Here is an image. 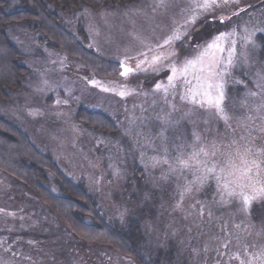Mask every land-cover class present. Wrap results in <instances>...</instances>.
I'll return each mask as SVG.
<instances>
[{
    "label": "rangeland",
    "instance_id": "1",
    "mask_svg": "<svg viewBox=\"0 0 264 264\" xmlns=\"http://www.w3.org/2000/svg\"><path fill=\"white\" fill-rule=\"evenodd\" d=\"M196 3L165 0L160 7L158 0H129L60 13L70 43L65 48H79L76 41L95 62L84 61L81 49H52L23 24L8 25V38L28 72L22 89L0 100V117L26 133L66 178L84 182L106 219L125 225L143 215L146 245L167 255L161 257L176 264H264V199L245 208L223 186L234 179L228 175L233 167H244L245 149L249 161L264 160V0H220L209 11ZM194 14L195 23H186ZM232 31L234 36L213 41L225 49L236 42L234 64L223 69L228 73L224 112L182 99L189 87L198 89L195 76L202 68L214 59L227 60V50L207 48L206 42ZM176 33H184L183 46L156 47ZM154 54L169 56L163 72L135 71ZM188 59L195 66L181 77ZM121 62L133 73L122 76ZM173 66L177 72L169 84ZM157 83L163 86L159 90ZM90 112L103 115L105 128H95L90 120L98 118ZM206 174L201 183L198 178ZM251 175L264 180V166ZM54 182L49 173V188L59 195ZM0 264L136 263L111 246L78 236L49 205L0 170Z\"/></svg>",
    "mask_w": 264,
    "mask_h": 264
},
{
    "label": "trees",
    "instance_id": "2",
    "mask_svg": "<svg viewBox=\"0 0 264 264\" xmlns=\"http://www.w3.org/2000/svg\"><path fill=\"white\" fill-rule=\"evenodd\" d=\"M128 1L0 0V100L8 98L10 91L21 90L22 81L28 72V68L20 62L22 54L8 38V25H25L29 30L40 35V42L52 44V49L65 53L78 52L80 49L83 50L84 46H80L76 41L78 50L71 47L65 48L70 43L66 38L60 13L69 14L81 5L100 9L125 4ZM9 4H12L10 8ZM8 8L11 11H7ZM81 50L79 55L84 61L94 60L90 56L91 52L84 49L85 53L82 54ZM97 63L101 65L98 60ZM90 114L98 118L97 123L90 120L93 125H96L95 128L100 126L105 128L100 125L102 114L96 112H90ZM0 170L14 176L24 188L49 205L51 213L66 227L71 226L78 236L111 246L120 253L130 256L136 264H176L171 257L165 259L161 256L167 255H162L146 245L145 230L140 221L143 215L137 219L128 218L125 225L119 224L116 220L106 219V214L102 212L99 202L87 190L84 182H75L66 178L50 156L33 145L26 133L1 117ZM49 173L55 176L54 185L59 195H54L49 188ZM141 201L142 204L145 203V200Z\"/></svg>",
    "mask_w": 264,
    "mask_h": 264
},
{
    "label": "snow or ice",
    "instance_id": "3",
    "mask_svg": "<svg viewBox=\"0 0 264 264\" xmlns=\"http://www.w3.org/2000/svg\"><path fill=\"white\" fill-rule=\"evenodd\" d=\"M228 0H223V3H227ZM220 4V0H197L196 8L202 9L204 11H209L213 7H218ZM158 6L163 7L165 6V0H158ZM195 14L193 15L192 20L186 21V23H195L196 20ZM264 31V30H261ZM235 32H219L215 36L212 37L211 41L206 42L207 48H218L221 53L227 50L228 56L227 60L225 62L224 58H218L211 61L205 68L201 69L202 75L197 74L195 76V79L198 81L199 86L197 90H193L191 87H189L188 94L186 96H182V99H189L193 104H197L200 107H208V108H215L217 113H223L224 107H223V101L225 99V91H224V78L228 75L227 71L223 70L226 69L234 64V58L236 56V50H235V41L232 42L233 47L230 49L222 48L219 44L213 43V41H219L224 39L226 36H234ZM183 37L184 33H176L170 37H166L163 40L162 44L156 45L157 48L163 49L166 46L172 45L174 42H179L181 46H183ZM245 42H250V37L245 38ZM152 49H149L151 51ZM170 56L172 54H169ZM178 56V54H176ZM172 58H176L175 56H172ZM169 60V56H165L163 54H154L151 57V60H142L136 65L135 71H149L151 70L154 73H161L164 70V67L167 66V62ZM196 61L188 59L184 65V67L181 69V77H186L188 70L190 67L195 66ZM144 65H147V67H143ZM120 66L123 68V71L121 72L122 76L129 75L133 73L134 69L127 67L124 65L123 62H121ZM171 72L173 75H169L167 77L169 84L172 83V81L175 78V73L177 72V69L175 66L171 68ZM155 87L159 90L163 86L159 83L155 85ZM105 91H108V89H105ZM165 93H167V88H164ZM121 96L125 95L124 92L119 93ZM199 97V98H198ZM222 119H227L226 116H222ZM204 150L201 149L200 152L193 153L192 158L197 159L199 158L200 154L203 153ZM207 155V153H204ZM250 154V149H245L243 153L240 154V159L242 163L244 164V167L241 169L232 168V170L228 173V175H231L234 177L231 181H225L224 188L225 189H231L228 194L229 196H236L238 195L242 201L245 208H248L252 201L258 200V199H264V180L257 181L253 178L251 175L252 169H261V166H264V160L253 158L251 161L247 159L248 155ZM261 154L264 155V150H261ZM181 165L184 167H187V162L181 160ZM223 171V170H222ZM207 174H211L212 176H215V170L212 168L206 169ZM203 175L199 177L201 183L205 182L208 179V175ZM223 177H217V180L219 182L220 179ZM245 181L247 183L245 184ZM233 185L235 187H233ZM238 188L239 192H237L235 189ZM248 189L247 191L245 189Z\"/></svg>",
    "mask_w": 264,
    "mask_h": 264
}]
</instances>
